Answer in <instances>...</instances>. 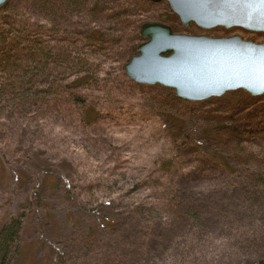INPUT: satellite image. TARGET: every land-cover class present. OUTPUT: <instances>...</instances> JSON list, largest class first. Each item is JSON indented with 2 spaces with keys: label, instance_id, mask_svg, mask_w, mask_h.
Returning a JSON list of instances; mask_svg holds the SVG:
<instances>
[{
  "label": "trees",
  "instance_id": "obj_1",
  "mask_svg": "<svg viewBox=\"0 0 264 264\" xmlns=\"http://www.w3.org/2000/svg\"><path fill=\"white\" fill-rule=\"evenodd\" d=\"M147 5L8 0L0 9V176L15 166V182L23 184L35 166L55 188V201L76 210L77 220H68L72 233L56 242L62 264H163L172 255V264H264V136L254 151L240 133L249 131L264 106L253 108L248 103L254 98L237 100L238 94L233 103L200 108L168 89L128 81L123 65L137 53L143 25L137 13ZM112 63L121 67L119 74L100 84L102 68ZM121 87L155 91L137 100L175 132L173 144L186 125H199L205 145L191 138L188 127L177 152L195 143L212 163V181L200 184L203 172H183L174 158H160L149 170L120 171L114 156L123 146L99 121L108 101L130 96ZM174 105L186 109L185 117L172 113ZM68 128L87 137L89 154L74 152ZM222 134H230L229 145ZM35 152L46 161L31 163ZM173 156L178 160L174 149ZM43 198L35 193L26 207L47 206L50 198ZM25 218L20 213L0 227V264L20 260Z\"/></svg>",
  "mask_w": 264,
  "mask_h": 264
},
{
  "label": "rangeland",
  "instance_id": "obj_2",
  "mask_svg": "<svg viewBox=\"0 0 264 264\" xmlns=\"http://www.w3.org/2000/svg\"><path fill=\"white\" fill-rule=\"evenodd\" d=\"M134 1L135 0H125L126 5L128 7H131L132 9L134 8ZM150 3L151 5H147L148 8L143 10L142 13H140V11L139 13H137L139 19L142 20V24L163 23L170 27L173 33L176 34L206 36L209 38H227L230 36H239L244 41H251L255 44L264 43L263 34L248 33L240 29L225 30L223 28H217L210 31H204L196 28L194 25H190L189 28H183L179 24L177 18L169 11L165 3ZM140 9H142V7ZM143 42L144 41L141 39L140 43H138L137 46L141 45ZM135 55H137V53ZM125 65L126 63L123 65V71ZM120 68V66L115 65L114 63L106 64V66L102 68L106 72L100 77V84H107L108 82L103 79H107L111 75L115 77V75L119 74ZM126 79L130 81L127 77ZM106 86L108 85H100L99 87L101 89H104ZM138 86L157 89L164 88L159 85L153 87L144 85ZM121 88L124 89V87ZM168 90H170L174 94L173 90ZM126 93L130 96H125L122 98L118 97L119 100L117 103H111L107 100L108 102L106 104V108H108L106 109L104 107L100 109L101 113L99 121L100 124L107 130L112 129L115 131L116 135H113L115 137V140L123 146L122 153H117V156H114V159L118 162V168H121L120 171H139V169L149 170L151 169L152 164L160 158L166 160L174 158L176 159L175 165H179V169L183 172L194 170L198 172L197 174L199 176L200 173L203 172V177L201 178L206 179L204 181L199 179L200 184H202L203 182L212 181V177L214 175V172L212 171V163L207 161L203 156L199 155L198 152H196L197 150H199L200 153L202 150H200L201 148H197V146H195V143L193 144L194 146L191 145V149L189 147L190 145L185 144L184 147H181L183 151L180 153L177 152L178 145L186 142L185 135L188 131V127L190 128L189 132L191 138L195 142L202 143L205 145L204 141L199 140L200 138H198L201 134V129L199 125L185 124L187 126L185 128V131L180 132L181 141H178L173 144L172 135L175 132L171 129L164 128L161 124L157 123L160 122V120L156 117V115L153 114L152 111L148 112L147 110H145L148 107L147 102L137 100L138 97H143L145 96V94L153 95L155 94V91L153 89L146 91L145 89H132V91H128ZM243 94L246 93L242 91L227 93L221 98H213L204 102H200L204 106L199 105V107H220L223 103H233L234 100H231L235 99L233 98L235 97V95H238L237 100H245L246 96L251 97L247 94L246 96H243ZM254 99L255 100L253 102L248 103L250 104V106H253V108L258 107L257 109H259L261 106H264V95L258 97L257 99ZM144 104L147 105L144 106ZM102 105H104V103ZM185 110L186 109L180 105H174L172 113L185 117ZM113 118H115L116 120L114 121ZM115 124H118L119 126L114 127ZM254 125L256 126L253 127ZM254 125H251L253 128H251V126H248L249 131H244L243 133H240L244 139L246 138L248 141L251 142L249 143L250 149L255 151L258 149V147H260L258 145L263 144L262 137L264 136V113L261 114V117L256 120V123ZM67 130L70 132L68 140L71 143L74 152L82 154L84 148L86 153L89 154L88 149L90 147L87 146V144L84 142V138L87 137H83L81 134H79V132L75 131V129L68 128ZM222 135L224 136L222 140L228 143L229 145V141L231 139H229L228 137L230 134ZM228 145L226 144V146ZM203 148L205 149L206 147ZM173 149L176 153V156L178 157V160L176 157L173 156ZM65 152L68 155H71L69 149H66ZM33 154L35 155V157H31V163L33 160L46 161V159L42 158L43 156L38 152H35ZM16 168L17 167L10 165L7 167V169L4 168V170H1L2 175L0 176V227L5 224V222L12 216H17L20 213H24L26 216L23 231L21 234V239L19 241L21 255L20 260L17 262V264H62L59 259H57L55 256V252L57 253V249L59 248L56 242L60 243L61 241L69 237V235L72 233V229L69 226V221H73L75 219L77 220L79 216L75 215L76 210L71 206L70 212H68L65 210L63 205H59V202L55 201V188L52 190L53 185L50 188L51 185L49 181H46V183H44L42 174L40 173L41 171H37V167H28V171H30L28 175L29 177L26 181L23 182V184L22 182H18V184L15 182L17 180L15 175V172L17 171ZM135 173L138 174V172ZM117 175L120 174L117 173ZM25 179L26 177H24V180ZM111 179L114 180L113 177ZM18 181L20 180L18 179ZM13 182H15L14 185ZM189 183L193 184L194 182L191 181ZM128 187H131V184H128ZM36 191L41 194L42 197H44V200L48 201L49 198L50 200L46 203L47 206H44L41 209H37L35 207L36 204H34L31 211H29V209L26 207L27 202H35L34 195L35 193H37ZM171 257L168 258L169 260H164L163 264H172L173 258Z\"/></svg>",
  "mask_w": 264,
  "mask_h": 264
},
{
  "label": "water",
  "instance_id": "obj_3",
  "mask_svg": "<svg viewBox=\"0 0 264 264\" xmlns=\"http://www.w3.org/2000/svg\"><path fill=\"white\" fill-rule=\"evenodd\" d=\"M7 1L0 0V9ZM148 1L165 3L183 28L194 25L204 31L240 29L264 35V30L239 9L231 11L213 0ZM139 34L144 42L124 67L126 77L137 85L171 89L176 98L189 103L221 98L236 91L253 98L264 95L249 90L258 87L249 69L255 67L264 43L244 41L239 36L176 34L163 23L143 24Z\"/></svg>",
  "mask_w": 264,
  "mask_h": 264
},
{
  "label": "snow or ice",
  "instance_id": "obj_4",
  "mask_svg": "<svg viewBox=\"0 0 264 264\" xmlns=\"http://www.w3.org/2000/svg\"><path fill=\"white\" fill-rule=\"evenodd\" d=\"M218 5H224L231 11L239 9L250 21L254 20L261 30H264V0H213ZM249 71L254 75V83L257 88L252 89L255 93H264V51L258 56L255 67Z\"/></svg>",
  "mask_w": 264,
  "mask_h": 264
}]
</instances>
